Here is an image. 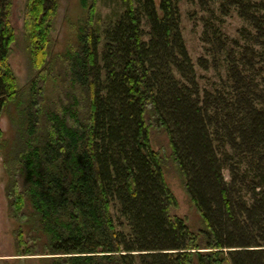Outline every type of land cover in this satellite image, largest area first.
Masks as SVG:
<instances>
[{
    "label": "trees",
    "instance_id": "trees-1",
    "mask_svg": "<svg viewBox=\"0 0 264 264\" xmlns=\"http://www.w3.org/2000/svg\"><path fill=\"white\" fill-rule=\"evenodd\" d=\"M122 2L100 31L97 0H83L76 40L55 51L60 0H25L30 100L21 147L4 160L19 254L264 264V0H187L185 15L180 0ZM12 6L0 0V119L22 91ZM184 17L201 26L196 58ZM154 134L167 142L155 148ZM168 170L194 222L173 212Z\"/></svg>",
    "mask_w": 264,
    "mask_h": 264
},
{
    "label": "rangeland",
    "instance_id": "rangeland-1",
    "mask_svg": "<svg viewBox=\"0 0 264 264\" xmlns=\"http://www.w3.org/2000/svg\"><path fill=\"white\" fill-rule=\"evenodd\" d=\"M86 2L89 4L91 0H86ZM180 4L183 15H185L191 6L187 0H180ZM24 5L25 0H13L11 11L12 22L16 31V40L11 51V63L18 78V84L22 89L20 103L9 104L0 119V126L4 132L3 140L6 144L9 143L0 150V264H48L46 259L40 258L38 255L19 254L15 236L18 222L10 215L9 200L6 196L7 166L9 164L6 165L4 160L12 152L14 153L15 149L21 147V138L25 130L23 127L26 124L21 126L20 117L23 111L27 112L30 100L28 82L32 77V67L27 50L26 33L23 28ZM125 7L122 0H97L94 27L101 31L106 24L120 17ZM86 14L87 6H84L83 0H60L59 11L53 28L54 41L52 46L55 51H63L68 45H72L76 40L75 30ZM233 24L235 27V23ZM183 26L189 51L196 58L202 52L201 26L195 27L192 21L186 17H184ZM161 142L165 144L167 142L166 137L162 134H154L155 148H158ZM167 178L177 199V206L172 208L173 212L194 222L197 213L182 187L180 178L174 171L169 170L167 171Z\"/></svg>",
    "mask_w": 264,
    "mask_h": 264
}]
</instances>
